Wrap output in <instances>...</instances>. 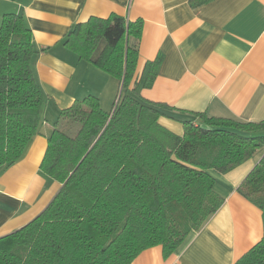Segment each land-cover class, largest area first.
<instances>
[{"label":"trees","instance_id":"obj_1","mask_svg":"<svg viewBox=\"0 0 264 264\" xmlns=\"http://www.w3.org/2000/svg\"><path fill=\"white\" fill-rule=\"evenodd\" d=\"M207 0H192L199 5ZM143 20L91 17L65 45L121 84L110 111L88 95L63 109L48 137L41 171L62 184L45 210L0 237V264H132L145 249L175 252L224 203L211 170L227 173L264 149L262 122L192 112L166 113L145 99L162 56L139 73ZM32 30L22 14L0 26V168L26 154L43 118L44 94L32 61ZM183 123L176 134L159 122ZM238 191L263 211L264 156ZM236 264H264V236Z\"/></svg>","mask_w":264,"mask_h":264},{"label":"crops","instance_id":"obj_2","mask_svg":"<svg viewBox=\"0 0 264 264\" xmlns=\"http://www.w3.org/2000/svg\"><path fill=\"white\" fill-rule=\"evenodd\" d=\"M191 1L0 0V25L4 14L17 13L32 30V66L44 94L42 122L26 154L0 168V237L42 213L62 187L40 168L60 112L88 95L110 111L121 88L116 77L65 45L77 23L112 14L143 20L139 73L147 61H162L154 84L141 95L173 108L166 113L264 121V0ZM159 122L184 133L183 123L169 115ZM263 156L264 149L227 173L211 170L225 199L220 209L168 257L156 245L132 264H236L264 236L263 211L238 191Z\"/></svg>","mask_w":264,"mask_h":264},{"label":"rangeland","instance_id":"obj_3","mask_svg":"<svg viewBox=\"0 0 264 264\" xmlns=\"http://www.w3.org/2000/svg\"><path fill=\"white\" fill-rule=\"evenodd\" d=\"M1 22H2V20H1ZM2 24V23H1ZM1 26V25H0Z\"/></svg>","mask_w":264,"mask_h":264}]
</instances>
